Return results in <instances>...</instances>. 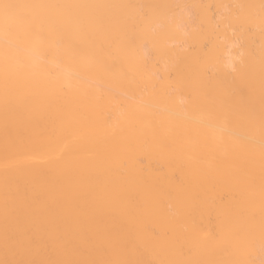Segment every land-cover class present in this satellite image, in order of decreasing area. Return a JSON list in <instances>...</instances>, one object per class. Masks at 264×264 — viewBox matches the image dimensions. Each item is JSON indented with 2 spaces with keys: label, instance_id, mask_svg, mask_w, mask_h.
I'll return each mask as SVG.
<instances>
[{
  "label": "bare ground",
  "instance_id": "obj_1",
  "mask_svg": "<svg viewBox=\"0 0 264 264\" xmlns=\"http://www.w3.org/2000/svg\"><path fill=\"white\" fill-rule=\"evenodd\" d=\"M0 264H264V0H0Z\"/></svg>",
  "mask_w": 264,
  "mask_h": 264
},
{
  "label": "rangeland",
  "instance_id": "obj_2",
  "mask_svg": "<svg viewBox=\"0 0 264 264\" xmlns=\"http://www.w3.org/2000/svg\"><path fill=\"white\" fill-rule=\"evenodd\" d=\"M237 46V44H235V47Z\"/></svg>",
  "mask_w": 264,
  "mask_h": 264
}]
</instances>
